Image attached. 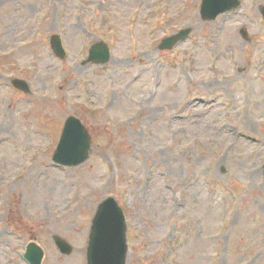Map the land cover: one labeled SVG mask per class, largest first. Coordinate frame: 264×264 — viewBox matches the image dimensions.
I'll return each instance as SVG.
<instances>
[{"label":"rangeland","instance_id":"374dc122","mask_svg":"<svg viewBox=\"0 0 264 264\" xmlns=\"http://www.w3.org/2000/svg\"><path fill=\"white\" fill-rule=\"evenodd\" d=\"M241 1L204 22L202 0H0V264H29L30 242L43 264H86L109 197L128 264H264V0ZM102 40L110 62L83 65ZM72 116L93 148L63 167Z\"/></svg>","mask_w":264,"mask_h":264},{"label":"water","instance_id":"95a60500","mask_svg":"<svg viewBox=\"0 0 264 264\" xmlns=\"http://www.w3.org/2000/svg\"><path fill=\"white\" fill-rule=\"evenodd\" d=\"M240 5L239 0H203L201 16L204 20L213 21L218 15L228 12ZM264 15V9L262 10ZM190 30L167 39L162 48H173L179 41L188 37ZM55 53L64 58L66 53L59 36L52 38ZM111 58L110 50L104 42L92 47L88 62L107 63ZM13 84L26 92L29 91L24 81L16 80ZM91 138L82 122L75 117L67 120L54 155V161L65 166H77L84 163L89 156ZM56 244L64 254H70L72 248L60 237ZM128 255L127 225L124 211L117 201L110 197L102 201L94 217L89 248L88 264H126ZM43 250L35 243L28 246L26 258L31 264H41Z\"/></svg>","mask_w":264,"mask_h":264},{"label":"bare ground","instance_id":"6f19581e","mask_svg":"<svg viewBox=\"0 0 264 264\" xmlns=\"http://www.w3.org/2000/svg\"><path fill=\"white\" fill-rule=\"evenodd\" d=\"M217 166H220V162L216 164V167H217ZM216 169H217V168H216Z\"/></svg>","mask_w":264,"mask_h":264}]
</instances>
